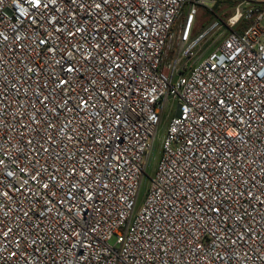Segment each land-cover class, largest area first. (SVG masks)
Masks as SVG:
<instances>
[{
  "label": "built area",
  "instance_id": "obj_1",
  "mask_svg": "<svg viewBox=\"0 0 264 264\" xmlns=\"http://www.w3.org/2000/svg\"><path fill=\"white\" fill-rule=\"evenodd\" d=\"M0 264H264V0H0Z\"/></svg>",
  "mask_w": 264,
  "mask_h": 264
},
{
  "label": "rangeland",
  "instance_id": "obj_2",
  "mask_svg": "<svg viewBox=\"0 0 264 264\" xmlns=\"http://www.w3.org/2000/svg\"><path fill=\"white\" fill-rule=\"evenodd\" d=\"M239 4V1H227L224 4L223 8H219V6L215 7L212 10L208 11L207 9L201 8L199 15L197 17V21L195 23L194 28V35H198L199 33L203 32L204 30H207L213 26L217 21L219 22H227L229 17H231L234 14V10L236 6ZM251 4H247L244 8H242L243 12H246L250 8ZM227 31H225V28L223 29H213L211 33H209L208 37L205 40L206 46H209L207 49V52L214 50L219 46V44L222 42L223 38L225 37ZM165 126L161 125L157 136H156V142L155 146L152 150L148 167H147V174L148 176L144 177L140 196H139V202L137 204V210L142 206L143 200L145 197V192L150 184V177L154 176L156 167L158 165L159 159L161 157V143L163 140V136L165 134Z\"/></svg>",
  "mask_w": 264,
  "mask_h": 264
},
{
  "label": "snow or ice",
  "instance_id": "obj_3",
  "mask_svg": "<svg viewBox=\"0 0 264 264\" xmlns=\"http://www.w3.org/2000/svg\"><path fill=\"white\" fill-rule=\"evenodd\" d=\"M40 2H41V0H34V3L36 6H39ZM97 7H99V5H97Z\"/></svg>",
  "mask_w": 264,
  "mask_h": 264
}]
</instances>
